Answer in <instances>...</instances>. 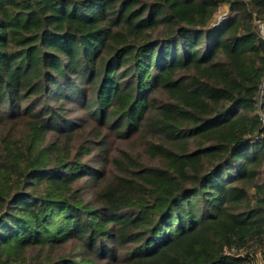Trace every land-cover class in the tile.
<instances>
[{
	"label": "trees",
	"instance_id": "1",
	"mask_svg": "<svg viewBox=\"0 0 264 264\" xmlns=\"http://www.w3.org/2000/svg\"><path fill=\"white\" fill-rule=\"evenodd\" d=\"M258 20L264 0H0V264H257Z\"/></svg>",
	"mask_w": 264,
	"mask_h": 264
},
{
	"label": "built area",
	"instance_id": "2",
	"mask_svg": "<svg viewBox=\"0 0 264 264\" xmlns=\"http://www.w3.org/2000/svg\"><path fill=\"white\" fill-rule=\"evenodd\" d=\"M225 18H220V21L224 20ZM258 25H259V31L260 33L264 36V20H258ZM261 88L263 89L264 88V77L262 79V85H261ZM261 118H262V121L264 123V115L261 114ZM226 253L229 254L228 251H226ZM259 258H258V261H257V264H264V256H262V254L259 253Z\"/></svg>",
	"mask_w": 264,
	"mask_h": 264
},
{
	"label": "rangeland",
	"instance_id": "3",
	"mask_svg": "<svg viewBox=\"0 0 264 264\" xmlns=\"http://www.w3.org/2000/svg\"><path fill=\"white\" fill-rule=\"evenodd\" d=\"M222 11H223L224 13H223V12H222L223 14H222V13H220V15L218 16V18H222V17H223V15L227 13V7H226V8H225V7H223V8H222ZM259 256H260V255H259V253H258V254H257V257L259 258Z\"/></svg>",
	"mask_w": 264,
	"mask_h": 264
}]
</instances>
